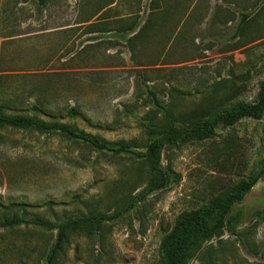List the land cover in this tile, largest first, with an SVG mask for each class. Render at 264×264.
<instances>
[{
    "label": "rangeland",
    "instance_id": "1",
    "mask_svg": "<svg viewBox=\"0 0 264 264\" xmlns=\"http://www.w3.org/2000/svg\"><path fill=\"white\" fill-rule=\"evenodd\" d=\"M159 1L0 0L3 110L71 123L143 152L146 125L165 122V110L188 123L254 100L264 78V0H175L164 10ZM131 23L138 35L122 30ZM160 158L171 180L146 192L152 174L141 157L100 152L58 132L0 127V264H44L57 231L30 221L3 226L5 217L59 223L124 208L102 223V240L91 226L69 231L56 264H161V237L181 212L258 171L264 118L165 145ZM227 217L232 229L188 264H264V176Z\"/></svg>",
    "mask_w": 264,
    "mask_h": 264
},
{
    "label": "trees",
    "instance_id": "2",
    "mask_svg": "<svg viewBox=\"0 0 264 264\" xmlns=\"http://www.w3.org/2000/svg\"><path fill=\"white\" fill-rule=\"evenodd\" d=\"M40 2H45V0H40ZM247 17V14H242L241 22H244ZM134 26L135 24L131 23L122 27V30H130L133 32L131 36L138 35L140 30L134 29ZM87 31L99 32L101 27L90 26ZM127 40L130 41L131 37H128ZM149 92L152 93V91ZM38 102L39 100H36L33 105L34 109L38 108ZM70 110L73 111V108H70ZM209 111V114L207 113L203 117L195 118L185 123L176 122L169 114V111L165 110V122L146 125L148 138L145 144V151L143 152L133 151L131 149V141L124 139L110 140L100 135L86 132L71 123L61 120H45L35 114L6 113L1 103L0 127L31 128L43 133L58 132L71 139L81 140L100 152H125L131 156L141 157L149 162L152 179L146 192H150L167 185L169 180H171L170 175L173 174L169 168L160 166V154L165 145L177 146L191 140H204L214 135L217 126H230L245 117L253 119L264 118V78L259 83L254 100H236L231 104L216 106ZM263 176L264 159L255 173L250 174L247 178L240 179L227 190L213 195L199 207L181 212L176 217L172 227L161 237L159 244L161 264H188L189 260L202 250L205 242L214 237L220 239L227 227L232 229V219L227 217L231 206L235 202H240L257 180ZM123 210L125 208L117 210L110 216L105 213L94 212L59 223L36 218L25 219L15 214L11 217H5L1 225L11 227L30 221L39 224L42 228H55L57 230L55 240L42 254L41 258L44 264H56L57 258L63 255L64 247L68 243L67 236L69 231L79 225L91 226L88 229L100 231V240H102V223L122 214Z\"/></svg>",
    "mask_w": 264,
    "mask_h": 264
},
{
    "label": "crops",
    "instance_id": "3",
    "mask_svg": "<svg viewBox=\"0 0 264 264\" xmlns=\"http://www.w3.org/2000/svg\"><path fill=\"white\" fill-rule=\"evenodd\" d=\"M175 0H160L159 1V4H160V7H162L164 10L165 7L167 6H173L175 4ZM115 4V2H112L109 6H113Z\"/></svg>",
    "mask_w": 264,
    "mask_h": 264
}]
</instances>
